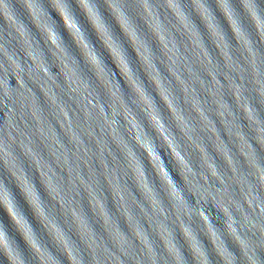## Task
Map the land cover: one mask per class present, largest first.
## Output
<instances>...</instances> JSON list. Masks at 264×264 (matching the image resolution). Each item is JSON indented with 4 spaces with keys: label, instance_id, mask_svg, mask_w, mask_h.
<instances>
[{
    "label": "water",
    "instance_id": "obj_1",
    "mask_svg": "<svg viewBox=\"0 0 264 264\" xmlns=\"http://www.w3.org/2000/svg\"><path fill=\"white\" fill-rule=\"evenodd\" d=\"M13 261L264 264V0H2Z\"/></svg>",
    "mask_w": 264,
    "mask_h": 264
},
{
    "label": "clouds",
    "instance_id": "obj_2",
    "mask_svg": "<svg viewBox=\"0 0 264 264\" xmlns=\"http://www.w3.org/2000/svg\"><path fill=\"white\" fill-rule=\"evenodd\" d=\"M95 8H96V14L100 17V19L103 21V23H104V25H105V27H107L108 29H109V31H111L110 30V27L105 23V21H104V19H103V16H102V14L100 13V11H99V9H98V7H97V5H96V3H95ZM125 14H127V13H125ZM73 19L75 20V22H76V24H77V26L80 28V26H79V24H78V22L76 21V19H75V17L73 16ZM129 19L131 20V18L129 17ZM119 23V22H118ZM80 30H81V28H80ZM81 32H82V30H81ZM83 33V32H82ZM138 33V32H137ZM58 34V33H57ZM84 34V33H83ZM59 35V34H58ZM89 43V42H88ZM122 47V46H121ZM123 48V47H122ZM125 51V50H124ZM94 52H95V50H94ZM125 53H126V51H125ZM96 58L101 62L102 61V59L96 54ZM128 66H129V68H130V63H128ZM142 82V81H141ZM144 90H145V92H147V90L144 88ZM153 102H155V100H154V98H153ZM158 108V107H157ZM159 109V108H158ZM160 119H161V121L163 122V123H165L164 122V119H163V117L161 116V114H160ZM174 134V133H173ZM175 135V134H174ZM152 139V138H151ZM155 147V149H156V145H155V142L153 141V139H152V148H154ZM156 153H158L157 152V149H156ZM168 172V171H167ZM145 175H146V173H145ZM169 176H170V174H169ZM171 177V176H170ZM172 182H173V179H172ZM176 190L178 191V192H180V193H182L181 192V190H180V188H177L176 187ZM33 230V229H32ZM33 233H35L34 232V230H33ZM13 264H14V261H13Z\"/></svg>",
    "mask_w": 264,
    "mask_h": 264
},
{
    "label": "snow or ice",
    "instance_id": "obj_3",
    "mask_svg": "<svg viewBox=\"0 0 264 264\" xmlns=\"http://www.w3.org/2000/svg\"><path fill=\"white\" fill-rule=\"evenodd\" d=\"M0 3H2V0H0Z\"/></svg>",
    "mask_w": 264,
    "mask_h": 264
}]
</instances>
